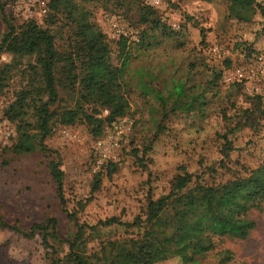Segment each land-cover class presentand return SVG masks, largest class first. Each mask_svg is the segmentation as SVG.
Segmentation results:
<instances>
[{
    "label": "rangeland",
    "instance_id": "obj_1",
    "mask_svg": "<svg viewBox=\"0 0 264 264\" xmlns=\"http://www.w3.org/2000/svg\"><path fill=\"white\" fill-rule=\"evenodd\" d=\"M50 1L1 0L15 26L34 20L49 27L57 49L66 51L74 24L63 20V14L59 22L47 24ZM256 1L264 7V0ZM75 2L79 13L114 41L115 65L116 42L124 36L135 43L125 74L131 104L127 116L133 126L116 151L118 170L112 176L95 164L96 142L112 131L108 125L94 137L84 123L56 124L45 139L48 152L36 148L14 155L10 147L18 140L17 123L4 112L25 85L24 69L34 60L0 56V70L13 66L0 97L1 212L7 223L23 231L55 218L59 237H49L47 247L39 232L27 239L0 226V264H50L54 257H66L73 242L85 264H264V120L251 129L236 128L243 111L252 107L251 98L260 96L264 105V13L258 8L235 12L229 0H128L123 6L114 0ZM145 5L157 11L172 34L150 31L144 38L147 46L140 47L136 44L145 26L139 18ZM5 31L0 16V36ZM24 40L22 33L15 39L18 44ZM215 46L220 54L213 53ZM227 59L229 70L253 71V81L224 83V72L218 74ZM179 83L185 88L182 97L176 92ZM61 95L60 107L74 104L76 96ZM27 121L35 124L33 116ZM224 134L233 147L228 160L222 154ZM53 151L61 155L68 208L93 196L78 213L82 230L61 209L49 170L57 160ZM182 167L194 182L156 221L128 228L98 224L113 216L132 223L144 212L149 193L153 199L167 194ZM241 167L254 172L245 174ZM97 175L100 187L92 194ZM244 231L249 235L242 240L220 236ZM227 256L231 258L225 262Z\"/></svg>",
    "mask_w": 264,
    "mask_h": 264
},
{
    "label": "trees",
    "instance_id": "obj_2",
    "mask_svg": "<svg viewBox=\"0 0 264 264\" xmlns=\"http://www.w3.org/2000/svg\"><path fill=\"white\" fill-rule=\"evenodd\" d=\"M114 1L123 6L128 0ZM229 1L231 10L235 12H247L258 8L264 13V7L257 4L256 0ZM48 9L47 24L59 22L61 20L59 14H63V20L67 19L74 24V29L67 39L69 44L66 51L57 49L55 35L49 27H42L34 20L15 26L0 0V16L6 27V31L0 36V56L9 53L15 57H29L34 60L24 69L25 85L17 92L16 100L4 112L8 120L17 123L18 140L10 147L11 152L16 156L32 153L36 148L48 152L49 149L45 145V139L52 134L53 127L56 124L73 126L77 123H84L90 128L92 135L98 137L104 133L106 125L109 126L116 119L128 115L131 108L126 91L128 84L125 80V74L132 58L130 50L135 43L131 45L128 38L124 36L116 42L119 46V65H115L111 60V44L114 41L109 39L96 23L90 21L86 13H79L75 0H51ZM142 11L139 25L145 26V29L141 33V40L136 44L137 46H147L143 45L145 44L144 38L147 37L150 31H158L166 35L172 34L170 28L161 21L157 11L152 6L145 5L142 7ZM21 33L25 35V40L18 44L15 39ZM223 64L219 76L223 74V69L230 67L231 61L227 59ZM12 68L11 64H5L0 70V97L8 86L10 78H12ZM233 84L236 85V83ZM62 92L76 96L72 106H59V103L64 100L62 99ZM176 92L178 97L184 96V85L181 83L176 85ZM251 102L252 107L243 111V116L236 128L251 129L254 122L257 124V120H264L262 98L254 96L251 98ZM105 110L108 111L106 116L103 115ZM29 116L35 118L34 125L27 121ZM223 118H227L226 115ZM30 129H36L37 132L32 133ZM221 137L224 140L222 154L228 160L233 150L232 143L227 135L224 134ZM53 154L57 156V160L50 162L49 170L56 183L61 209L70 220L76 222L78 229L82 230L84 225L79 223L78 213L82 212L93 201V196L78 201L73 210L68 208L64 189L65 172L61 168V155L57 151H53ZM221 164L224 166L225 162ZM104 165L102 168L106 170L108 176H112L118 170L115 162H107ZM239 171H244L245 174L254 172L244 167H241ZM181 172L174 178L167 194L153 199L149 193L147 205L143 209L144 212L136 216L132 223H124L120 218L113 216L100 221L98 224L128 228L142 227L144 223H153L168 208L172 200L188 189L194 182L192 173L183 167ZM99 176H96L92 194L99 190ZM195 182L200 183V180L196 179ZM57 225V220L51 218L45 225L33 224L28 231H23L18 225L7 223L4 220L0 207V226L17 232L27 239L34 238L35 234L39 232L43 235L47 247L49 237L59 241ZM253 226L254 224L251 223L250 227ZM89 228L94 229L95 227ZM248 235L249 232L244 231L241 233L226 232L220 236L242 240L247 238ZM74 248L75 242L70 243V252L66 257H54L51 259L50 264H85ZM229 258L231 257L227 256L223 260L227 262Z\"/></svg>",
    "mask_w": 264,
    "mask_h": 264
},
{
    "label": "built area",
    "instance_id": "obj_3",
    "mask_svg": "<svg viewBox=\"0 0 264 264\" xmlns=\"http://www.w3.org/2000/svg\"><path fill=\"white\" fill-rule=\"evenodd\" d=\"M212 51L214 54H220V49L217 46H215ZM259 70L262 71V69ZM253 79L254 72H247L246 69L241 67L225 70L223 74V81L228 85L238 81H253ZM104 113L107 115L108 111L105 110ZM132 126V121L126 115L116 119L111 125H109L108 131L112 130L111 132L108 134L106 133L97 139V154L95 159L97 168L102 167L107 162H115L117 160L118 155H116V151L119 149L123 137L128 134Z\"/></svg>",
    "mask_w": 264,
    "mask_h": 264
}]
</instances>
